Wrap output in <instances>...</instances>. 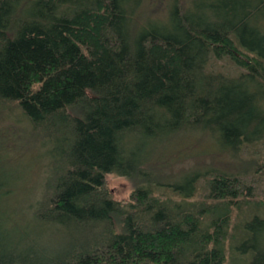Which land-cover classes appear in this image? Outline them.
<instances>
[{
  "label": "trees",
  "instance_id": "obj_1",
  "mask_svg": "<svg viewBox=\"0 0 264 264\" xmlns=\"http://www.w3.org/2000/svg\"><path fill=\"white\" fill-rule=\"evenodd\" d=\"M15 114L41 166L21 185L0 141V264H264V0H0ZM200 141L212 163L179 184L143 168Z\"/></svg>",
  "mask_w": 264,
  "mask_h": 264
},
{
  "label": "rangeland",
  "instance_id": "obj_2",
  "mask_svg": "<svg viewBox=\"0 0 264 264\" xmlns=\"http://www.w3.org/2000/svg\"><path fill=\"white\" fill-rule=\"evenodd\" d=\"M157 10L159 9H155V11ZM213 65L215 67L220 66L222 70H227L230 68L225 60L219 62L213 61ZM16 118L19 120V124H13V119L0 117V138H2L0 141H2L6 147L5 154L3 155V161L5 162V165L9 167L6 169L3 167L1 168L5 170L4 172L6 175H9L10 172H13L14 168L18 169V171L22 170L24 182L21 185H25V182L26 184L30 185L39 173L41 161L38 156H35L37 153V146L35 145L34 140L28 134L27 125L25 124L24 119H22L20 116H17ZM187 141L192 140L189 139ZM189 145L193 148V150L195 149V152H186L184 154H180V158L183 159L182 161H177V163L174 162V158H179L178 155H176L177 152L184 151L181 146L171 150L174 152L173 155H169L171 152L168 150L164 152L154 151L149 154L148 148V150H146L144 153L145 162L143 168L150 174L149 176L151 179H157L163 185L179 184L183 181L187 174L197 170L199 166H202L203 169L212 163L209 157L205 158L202 156V153H199V151L206 150L208 155H212L210 154L211 150H209L210 146H206L205 141H200L198 146H196L195 143L192 144L191 142H189ZM258 147L259 148L256 150H259L260 153L264 151V143ZM251 154H254V150ZM184 156H186V158H184ZM217 157V161H213L214 167L225 171L226 168L222 167L233 166V164H229L227 162V160H229L228 157H222L218 155ZM2 169H0V172ZM106 184L115 200L127 201L131 197L134 183H132L130 179L116 174H108L106 176ZM258 185L260 186L259 188L261 193H263L264 183H257V186ZM20 201L18 202L20 203ZM260 242L264 243V238H262Z\"/></svg>",
  "mask_w": 264,
  "mask_h": 264
}]
</instances>
